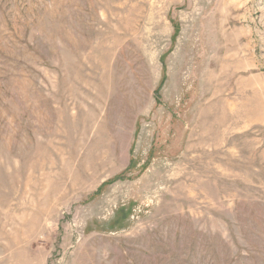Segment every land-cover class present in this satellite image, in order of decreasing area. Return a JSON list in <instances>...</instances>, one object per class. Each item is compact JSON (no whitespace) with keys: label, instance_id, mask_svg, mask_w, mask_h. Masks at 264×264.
I'll return each instance as SVG.
<instances>
[{"label":"rangeland","instance_id":"rangeland-1","mask_svg":"<svg viewBox=\"0 0 264 264\" xmlns=\"http://www.w3.org/2000/svg\"><path fill=\"white\" fill-rule=\"evenodd\" d=\"M0 264H264V0H0Z\"/></svg>","mask_w":264,"mask_h":264}]
</instances>
